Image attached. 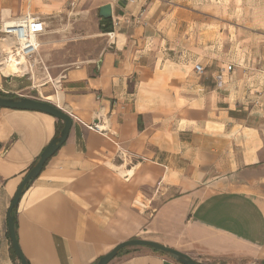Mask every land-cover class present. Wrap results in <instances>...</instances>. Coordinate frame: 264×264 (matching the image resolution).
Returning <instances> with one entry per match:
<instances>
[{"label":"crops","instance_id":"obj_1","mask_svg":"<svg viewBox=\"0 0 264 264\" xmlns=\"http://www.w3.org/2000/svg\"><path fill=\"white\" fill-rule=\"evenodd\" d=\"M65 2L0 0V24L24 14L45 21L32 11L42 5L52 14ZM95 2L97 13L109 4V23L119 24L112 40L100 30L106 43L96 56L64 71L44 98L72 125L15 209L25 260L96 264L119 243L143 239L200 264H264V94L235 96L233 63L178 45L184 24L194 23L192 9L160 0ZM57 120L0 107V264H20L8 207L57 137ZM93 122L104 131L84 125ZM108 264L183 263L136 245Z\"/></svg>","mask_w":264,"mask_h":264},{"label":"rangeland","instance_id":"obj_2","mask_svg":"<svg viewBox=\"0 0 264 264\" xmlns=\"http://www.w3.org/2000/svg\"><path fill=\"white\" fill-rule=\"evenodd\" d=\"M160 1L195 11L194 23L184 24L178 45L195 46L209 62L233 63L228 83L235 96L250 101L264 94V0ZM95 5V0H66L52 14L42 5L35 8L32 12L47 23L40 56L48 73L36 67L23 77L0 76V92L12 98L46 100L64 71L96 56L106 37L101 35Z\"/></svg>","mask_w":264,"mask_h":264},{"label":"water","instance_id":"obj_3","mask_svg":"<svg viewBox=\"0 0 264 264\" xmlns=\"http://www.w3.org/2000/svg\"><path fill=\"white\" fill-rule=\"evenodd\" d=\"M98 15L101 18H110L111 17V7L109 4H105L99 7ZM0 107L1 108H10V109H23V110H35L40 111L46 114H49L55 117L58 120H61L63 125L57 137L52 139L41 151L38 160L36 163L27 171V173L22 178L19 183L7 211V225H8V233L11 241V246L14 255L19 259L20 264H27L17 242V238L15 235L14 229V217L12 215V211L17 207L20 198L23 194L24 187L27 183H31L34 179H36L42 171L44 164L51 158L56 151L60 148V146L66 141L68 133L70 131L72 125V118L68 113H66L63 109L55 106L48 100L36 99L31 97H19V98H10L0 96ZM147 246L151 247L155 250L169 253L176 257L183 264H200L194 259L190 258L184 253L178 252L174 249L165 247L158 243L147 241L143 239H130L127 241H123L116 245L112 250L108 253L102 255L96 264H108L116 254L125 247L128 246Z\"/></svg>","mask_w":264,"mask_h":264},{"label":"built area","instance_id":"obj_4","mask_svg":"<svg viewBox=\"0 0 264 264\" xmlns=\"http://www.w3.org/2000/svg\"><path fill=\"white\" fill-rule=\"evenodd\" d=\"M128 1L139 2L142 0ZM118 24V21H114L111 30L105 33L108 40L114 38ZM45 32V21L30 14L2 21L0 24V76L5 78L11 76L23 77L33 73L36 67L45 70L44 61L40 56V48L42 46L40 37ZM194 69L199 74L204 71L200 64H195ZM231 69L232 66L228 65L227 70ZM222 83L221 76L217 75V86H221ZM84 125L90 130L104 131L103 126L98 122Z\"/></svg>","mask_w":264,"mask_h":264},{"label":"trees","instance_id":"obj_5","mask_svg":"<svg viewBox=\"0 0 264 264\" xmlns=\"http://www.w3.org/2000/svg\"><path fill=\"white\" fill-rule=\"evenodd\" d=\"M111 20V18H107V19H105V18H101L100 17V22H99V28H100V30L101 31H103V32H107V31H110L111 30V25H110V23H109V21ZM0 96H3V97H7L6 95H4V94H2L1 92H0ZM62 125H63V123H62V121L61 120H57V126H56V135L58 136V134H59V132H60V130H61V128H62ZM46 164V163H45ZM45 164H44V166H45ZM43 166V167H44ZM29 184L30 183H27L26 185H25V187H24V190L29 186ZM15 209L16 208H14L13 209V211H12V215H13V217H14V229H15V235L17 236V232H16V225H17V223H16V217H15ZM124 248H122L121 250H123ZM120 250V251H121ZM155 250V249H154ZM156 251V250H155ZM161 252V251H160ZM163 253V252H162ZM13 257H14V253H13ZM27 262V261H26ZM27 264H28V262H27Z\"/></svg>","mask_w":264,"mask_h":264},{"label":"bare ground","instance_id":"obj_6","mask_svg":"<svg viewBox=\"0 0 264 264\" xmlns=\"http://www.w3.org/2000/svg\"><path fill=\"white\" fill-rule=\"evenodd\" d=\"M54 83L56 86H58V78L54 80ZM50 99H53V98H50Z\"/></svg>","mask_w":264,"mask_h":264}]
</instances>
